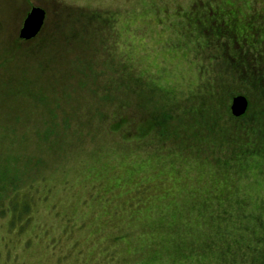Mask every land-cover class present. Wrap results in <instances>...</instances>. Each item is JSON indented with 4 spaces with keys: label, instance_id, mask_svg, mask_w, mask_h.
Masks as SVG:
<instances>
[{
    "label": "rangeland",
    "instance_id": "1",
    "mask_svg": "<svg viewBox=\"0 0 264 264\" xmlns=\"http://www.w3.org/2000/svg\"><path fill=\"white\" fill-rule=\"evenodd\" d=\"M34 6L46 10L43 34L35 40L46 34L37 48L32 39L17 41ZM261 14L264 0H0V123L40 120L45 107L31 108L39 89L74 85L77 74L89 70L85 59L93 60L86 66L107 72L108 56L143 85L129 96L131 119L136 110L201 109L182 119L194 128L190 137L201 126L207 134L209 117L197 97L219 76L229 90L248 97L264 122V45L257 52L243 40L245 32L260 31ZM28 91L32 101L24 99ZM240 125L223 116L217 127L231 133ZM181 145L110 144L58 175L35 229L6 227L0 218V264H116L121 258L237 264L242 250L251 259L264 243V157L253 164L251 157L227 158L210 145ZM6 156L0 146V166ZM220 205L225 214L217 211Z\"/></svg>",
    "mask_w": 264,
    "mask_h": 264
},
{
    "label": "trees",
    "instance_id": "2",
    "mask_svg": "<svg viewBox=\"0 0 264 264\" xmlns=\"http://www.w3.org/2000/svg\"><path fill=\"white\" fill-rule=\"evenodd\" d=\"M252 32L256 36L245 32L243 35L247 37L244 36L243 40L252 45L254 43V47L257 46L255 48L258 49L264 45V39H259L261 31L252 29ZM45 34L39 40L32 39L35 42L31 46L35 45L37 48ZM238 34L234 29V35ZM17 41L29 43L30 40L20 38ZM256 51L262 52V48ZM255 55L258 56L257 53ZM108 57L105 64L110 71L98 72L93 67L86 66L93 60L85 59L83 66L89 70L79 72L73 79L74 85L60 91L55 87L39 89L33 100L34 108L32 105L31 108L33 112H38L45 107V111L42 110L44 116L40 120L29 119L18 124L9 121L0 123V146L6 147L7 154L5 164L0 166V218L7 219L6 227L18 225L19 231L35 229L34 221L41 216L42 205L47 203L51 187L53 190L55 186H59L58 175L70 171L110 144L116 143L121 147L134 143L153 146L159 141H171L177 145L189 146L198 142L199 146L210 145L211 149L223 151L227 158L231 156L235 160H248L251 157L255 159L254 164L260 156L264 157V122L261 112L253 109L250 101V107L244 115L233 116L229 103L236 94L227 88L222 77L216 76L214 84L206 89L207 92L197 97L200 99L199 104L205 106L210 123L204 124L207 134L201 126V129H196L192 138L189 130L194 128L186 126L184 123L187 122L183 123L182 117H192L194 113L200 115L201 109L192 110L188 107L181 113L170 110L159 114L155 112V115L136 110L135 117L131 119L129 96L131 93L136 96L143 85L134 72L123 66L115 68V60ZM253 68L257 78L263 77L262 71L258 72ZM57 79L60 82L68 78ZM32 80H39V77L30 81ZM79 84L84 88L76 89L75 86ZM86 86L87 99L81 102ZM71 88L75 92H71ZM31 94L30 91L24 93V99L32 101L28 99L34 96ZM223 116L231 122L241 123L236 132H227V126L222 127V131L217 127L223 122ZM137 126L138 135L135 132ZM201 131L203 132L198 135ZM221 206L217 211L225 214ZM261 232L264 238V225ZM242 252L243 261L237 260V264H264V243L261 250L255 249L252 252L251 259L246 258L245 250ZM112 261L108 259L102 263L111 264ZM116 264L145 263L137 259L128 262L121 258Z\"/></svg>",
    "mask_w": 264,
    "mask_h": 264
},
{
    "label": "water",
    "instance_id": "3",
    "mask_svg": "<svg viewBox=\"0 0 264 264\" xmlns=\"http://www.w3.org/2000/svg\"><path fill=\"white\" fill-rule=\"evenodd\" d=\"M46 20V10L34 6L26 16L19 37L23 40H31L42 31ZM250 105L248 97L244 94L235 95L231 102V113L235 117L244 115Z\"/></svg>",
    "mask_w": 264,
    "mask_h": 264
},
{
    "label": "flooded vegetation",
    "instance_id": "4",
    "mask_svg": "<svg viewBox=\"0 0 264 264\" xmlns=\"http://www.w3.org/2000/svg\"><path fill=\"white\" fill-rule=\"evenodd\" d=\"M261 15H262V18H263V22H261V24H260V25H261V27H260V31H261V32H260V33L262 34V32H264V25H263V23H264V16H263V14H261ZM262 18H261V19H262ZM262 43H263V42H262Z\"/></svg>",
    "mask_w": 264,
    "mask_h": 264
}]
</instances>
